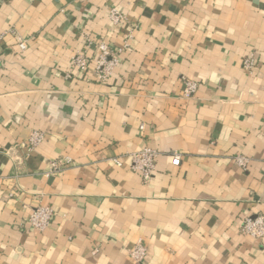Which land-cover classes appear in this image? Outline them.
Here are the masks:
<instances>
[{
    "label": "crops",
    "instance_id": "obj_1",
    "mask_svg": "<svg viewBox=\"0 0 264 264\" xmlns=\"http://www.w3.org/2000/svg\"><path fill=\"white\" fill-rule=\"evenodd\" d=\"M7 29L0 264H264V238L240 230L264 213V0H0ZM100 41L118 59L104 82ZM33 131L45 138L31 149ZM146 146L160 151L148 182L127 157ZM38 205L54 211L42 232Z\"/></svg>",
    "mask_w": 264,
    "mask_h": 264
},
{
    "label": "built area",
    "instance_id": "obj_2",
    "mask_svg": "<svg viewBox=\"0 0 264 264\" xmlns=\"http://www.w3.org/2000/svg\"><path fill=\"white\" fill-rule=\"evenodd\" d=\"M110 18L114 23H118L122 18L123 14L116 8H112L110 12ZM11 29L4 30L0 33V68L5 64V53L2 49V42L7 38L8 35H12ZM17 39V44L21 50H25L28 47L26 39L19 38L18 35H13ZM98 53L94 58V73L97 79L104 82L109 75L113 66L117 64L118 59L112 54L110 45L105 41L97 43ZM72 65L78 69L79 72L84 73L89 70L90 60L84 53H76L72 58ZM256 61L253 56H246L243 59L242 66L245 70L252 72L255 68ZM198 88V83L192 79L185 80L184 94L187 96L193 95ZM144 128V125H141ZM45 138L43 131H33L29 137V146L32 148L40 144ZM27 146V144H24ZM160 155V151L156 148L146 146L139 151L129 153L127 157L130 159V166L133 170L140 172L143 175L144 181L148 182L156 169L157 159ZM181 155L179 153H173L172 162L175 165L180 163ZM118 164H121V159H115ZM240 166L246 167L248 159L243 156H238L236 159ZM66 164L62 163L61 160H54L51 162L53 171L62 170ZM54 211L50 205H38L31 209L28 216L29 227L38 231L46 229L52 219ZM241 233L250 235L257 239L264 238V213H257L256 215H245L241 222L240 227ZM130 254L139 262H143L147 255L146 246L139 242L135 247L130 249Z\"/></svg>",
    "mask_w": 264,
    "mask_h": 264
}]
</instances>
